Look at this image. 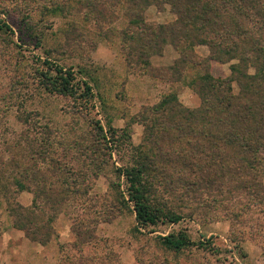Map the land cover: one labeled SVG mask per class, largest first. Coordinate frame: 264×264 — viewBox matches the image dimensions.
<instances>
[{
    "label": "rangeland",
    "instance_id": "374dc122",
    "mask_svg": "<svg viewBox=\"0 0 264 264\" xmlns=\"http://www.w3.org/2000/svg\"><path fill=\"white\" fill-rule=\"evenodd\" d=\"M125 1L0 0V264H264V213L237 192L195 197L181 187L169 192L158 178L156 204L182 220L151 231H137L132 208L118 200L125 185L117 168L165 146L160 135L147 140L146 124L159 118L153 109L171 95L187 109L202 103L187 84L193 73L178 79L170 70L179 51L141 47L154 38L145 28L175 22L172 9ZM193 53L211 54L207 46ZM236 64L218 62L212 72L238 93ZM57 67L72 72L76 97L54 90ZM164 163L173 176L181 165ZM12 198L29 209L39 241L14 227ZM179 232L188 247H165L162 238Z\"/></svg>",
    "mask_w": 264,
    "mask_h": 264
},
{
    "label": "trees",
    "instance_id": "16d2710c",
    "mask_svg": "<svg viewBox=\"0 0 264 264\" xmlns=\"http://www.w3.org/2000/svg\"><path fill=\"white\" fill-rule=\"evenodd\" d=\"M125 3L128 8L167 5L172 9L177 16L175 22L154 30L145 28L154 38L145 37L147 41L141 47L144 50L149 42L159 47L170 44L179 51L180 58L170 70L178 74V79L192 72L187 84L202 102L200 108L191 110L180 104L177 95L164 99L153 109L159 118L146 124V135L150 144L155 143V135H160L159 140L165 146L153 157L143 154L141 158L139 153L134 165L117 168L125 185L118 200L132 208L136 230L151 231L161 223L176 224L182 220L180 215L164 211L156 204L153 184L158 178L169 192L181 187L195 197L206 189L215 190L216 197L237 192V197L249 199L264 213V0H126ZM198 46H207L210 56L196 59L193 52ZM234 59L238 62L232 66L234 75L243 81L238 93L234 92L230 79L212 72L213 64ZM197 68L204 73H198ZM56 72L58 78L54 82L59 79L62 82L54 90L76 97L80 88L73 83L72 72L61 67ZM84 86L83 95L88 100L93 97L92 88L87 82ZM98 127L100 133L104 132L100 124ZM164 162L181 165L173 176L164 169ZM70 191L67 188L62 194ZM7 203L14 227L24 231L32 241H39L29 226V209L14 198ZM49 234L50 230L44 236L48 238ZM162 241L176 252L190 243L183 232L170 234Z\"/></svg>",
    "mask_w": 264,
    "mask_h": 264
}]
</instances>
